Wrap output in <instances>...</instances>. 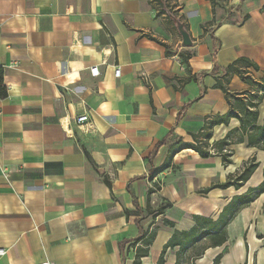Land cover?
<instances>
[{
  "label": "crops",
  "instance_id": "crops-1",
  "mask_svg": "<svg viewBox=\"0 0 264 264\" xmlns=\"http://www.w3.org/2000/svg\"><path fill=\"white\" fill-rule=\"evenodd\" d=\"M177 1L190 46L150 0H0V264H134L146 247L136 239L152 231L140 264H157L175 231L191 230L196 216L216 220L262 183L264 150L247 135L233 136L228 165L192 148L169 155L207 117L229 116L220 79L257 93L237 73L225 75L246 57L259 68L239 67L264 78V0ZM259 111L262 124L264 97ZM239 127L235 116L220 120L211 142ZM253 156L259 164L242 186L212 187ZM226 235L169 247L165 264H214L220 254L219 264H264V191L238 209Z\"/></svg>",
  "mask_w": 264,
  "mask_h": 264
},
{
  "label": "trees",
  "instance_id": "trees-1",
  "mask_svg": "<svg viewBox=\"0 0 264 264\" xmlns=\"http://www.w3.org/2000/svg\"><path fill=\"white\" fill-rule=\"evenodd\" d=\"M215 6L217 0H210ZM156 9V15H167L170 17L176 24L177 21H180L177 17L179 3L177 0H150ZM249 14H245L244 18L247 19ZM216 19L203 24L205 30L209 26L215 25ZM189 56V55H188ZM188 58V57H186ZM239 64H244L246 66H253L255 69H258V65L246 57H240L235 60L233 63L229 64L226 67V77L229 73H237L240 77L247 83L254 86L257 90V93L249 94V91H232L225 84L222 79H220L216 86L220 87L231 105L229 116L221 117H207L203 128L198 133H193V141L184 142L182 138H178L176 143L170 147V155L172 158L174 154L182 150L183 148H192L196 150L202 157H210L213 155H219L222 157L223 164L228 165L232 163L233 150L228 148V146L234 143L233 136L236 133H240L241 137L239 141L244 140V136L247 135L248 145L256 146L264 150V122L262 124L258 123L259 118V104L264 97V78L262 80H255L250 74L249 70L239 67ZM229 81V80H228ZM261 91V93H259ZM7 89L3 84L2 73L0 72V96H6ZM245 94H248V97H245ZM235 116L240 120V127L231 129L225 137L220 139H215L211 142L213 137L214 126L219 123L220 120H223L226 124L229 122V117ZM258 161L256 157L253 156L244 163V166L240 172L230 174L228 179L222 183H216L212 187H228L231 185L239 188L242 186L254 172L258 166ZM168 166L167 161L157 170H163ZM153 175V174H152ZM109 185L111 182L107 180ZM153 189H150V192ZM208 191V188L205 189V192ZM264 191V180L257 187L250 188L246 193L235 195L232 200L223 208L219 217L216 220H213L209 217H200L196 216L197 225H195L189 231H175L170 240L164 246L160 258L157 264H165V253L167 248L174 247L176 245L180 246V251H184L191 242L198 241L208 235L212 236L216 243H223L227 240L226 235V226L230 220L236 215L238 209L244 205L252 202L261 192ZM171 205L170 201L165 202L158 208V212H163L167 207ZM166 223L173 225L172 221L166 220ZM155 232L152 231L148 235L143 233L140 237L136 239L134 245L142 240L143 244L146 247H138L136 259L134 264H140V259L142 256L148 254L149 245L152 243ZM222 254L218 255L214 264H219Z\"/></svg>",
  "mask_w": 264,
  "mask_h": 264
},
{
  "label": "built area",
  "instance_id": "built-area-1",
  "mask_svg": "<svg viewBox=\"0 0 264 264\" xmlns=\"http://www.w3.org/2000/svg\"><path fill=\"white\" fill-rule=\"evenodd\" d=\"M92 75L96 76L99 75L100 73V69H99V65H94L90 68ZM115 75L116 76H120L121 75V67L117 66L115 69ZM1 97V96H0ZM89 121V115L84 112L81 113L79 115H77L76 117V123L78 125L79 128L81 129H85V124ZM151 187L156 189V187L151 183ZM6 252V250L4 248H0V254H4ZM35 264H55L53 261L50 260H43V261H39Z\"/></svg>",
  "mask_w": 264,
  "mask_h": 264
},
{
  "label": "water",
  "instance_id": "water-1",
  "mask_svg": "<svg viewBox=\"0 0 264 264\" xmlns=\"http://www.w3.org/2000/svg\"><path fill=\"white\" fill-rule=\"evenodd\" d=\"M178 29L182 35V45L190 46L192 45V39L190 37V33L185 28L184 24L181 21H177Z\"/></svg>",
  "mask_w": 264,
  "mask_h": 264
},
{
  "label": "rangeland",
  "instance_id": "rangeland-1",
  "mask_svg": "<svg viewBox=\"0 0 264 264\" xmlns=\"http://www.w3.org/2000/svg\"><path fill=\"white\" fill-rule=\"evenodd\" d=\"M218 2H220V0L219 1H216V3H218ZM160 186H157V188H159Z\"/></svg>",
  "mask_w": 264,
  "mask_h": 264
}]
</instances>
